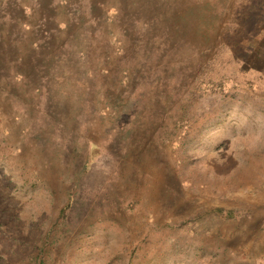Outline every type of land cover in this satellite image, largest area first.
Here are the masks:
<instances>
[{
	"label": "rangeland",
	"instance_id": "374dc122",
	"mask_svg": "<svg viewBox=\"0 0 264 264\" xmlns=\"http://www.w3.org/2000/svg\"><path fill=\"white\" fill-rule=\"evenodd\" d=\"M183 1L193 10L177 47L184 55L167 47L164 22L146 33L155 77L137 58L124 64L127 88L118 58L108 64L115 96L145 81L142 110L127 123L134 140L121 155L120 139L92 150L95 168L66 218L80 157L64 165L37 155L0 86V264H264V0ZM185 102L186 135L174 123ZM109 124L92 128L101 143ZM168 138L178 140L176 156ZM217 207L243 215L227 219Z\"/></svg>",
	"mask_w": 264,
	"mask_h": 264
},
{
	"label": "trees",
	"instance_id": "16d2710c",
	"mask_svg": "<svg viewBox=\"0 0 264 264\" xmlns=\"http://www.w3.org/2000/svg\"><path fill=\"white\" fill-rule=\"evenodd\" d=\"M161 2L166 4V11L162 10ZM177 2L0 0V86L5 87L6 99L20 112L22 133L37 155L41 154L47 161L57 155L63 158L65 165L71 153L76 152L80 157L75 181L67 192L70 203L61 209L60 217H67L77 197L76 191L82 189L95 168L92 150L98 146L103 148V154L120 139L116 149L121 155L129 151L134 140L127 123L142 110L145 81L141 92H134L127 98L115 96L116 90L109 87H115L109 82L107 66L110 61L115 57L120 61L118 64L123 67L127 88L129 66L124 64L132 62L134 65L137 58L142 61V73L148 71L144 77L147 78L148 73L152 75L151 79L155 77L158 70L152 71L146 49L152 48L156 41L147 34L158 30L164 22L171 33L167 47L172 51L176 48L173 52L176 57L185 54V48L179 51L177 47L184 43L182 39L187 27L184 22L186 19L192 22L193 10L190 3ZM168 60L172 63L173 59ZM175 65L179 67L177 75L183 64ZM168 72L163 76L165 97L170 96L174 88V75L170 78L166 75ZM206 85L209 87L210 84H204L205 90ZM188 108L189 104L185 102L182 118L174 122L185 135L189 123L185 117ZM108 119L110 124L104 134L107 142L101 143L92 128L102 127ZM137 137L135 135V139ZM177 141L175 138L165 140L173 145L174 156L179 151ZM106 179L98 182L94 192L104 188ZM214 211L231 220L243 215L234 208L217 207Z\"/></svg>",
	"mask_w": 264,
	"mask_h": 264
}]
</instances>
